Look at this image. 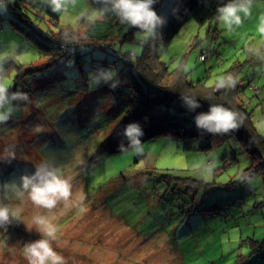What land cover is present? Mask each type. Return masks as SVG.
Instances as JSON below:
<instances>
[{
	"label": "rangeland",
	"instance_id": "1",
	"mask_svg": "<svg viewBox=\"0 0 264 264\" xmlns=\"http://www.w3.org/2000/svg\"><path fill=\"white\" fill-rule=\"evenodd\" d=\"M4 2L0 70L10 57L42 66L45 57L36 41L8 20L21 21L23 15L8 7L11 0ZM21 3L29 17L24 25L45 39L52 35L56 47L64 29L71 27L80 37L84 26L78 19L98 16L89 0H78L75 8L61 13H51L43 0ZM218 16L189 19L167 45L158 41V59L168 71L183 69L202 87L217 89L221 79L232 76L250 124L264 137V59L255 54L264 53V0H252L250 15L231 31ZM146 42L137 31L119 46L139 55ZM76 48H56L54 55H63L55 56V63L18 84L12 65L0 76L10 91L28 96L0 124V204L21 210L19 219L0 227V264H28L25 246L41 238L34 224L38 216L56 229L53 247L65 264H264V153L259 142L253 156L246 141L232 132L212 135L207 150L201 148L206 143L202 137L163 134L142 142L141 152L130 148L104 155L99 145L132 96L127 87L94 86L91 80L98 68L116 72L123 66L113 60L114 48L104 52L81 44L79 53ZM44 164L71 183V197L53 209L19 195L21 176Z\"/></svg>",
	"mask_w": 264,
	"mask_h": 264
},
{
	"label": "trees",
	"instance_id": "2",
	"mask_svg": "<svg viewBox=\"0 0 264 264\" xmlns=\"http://www.w3.org/2000/svg\"><path fill=\"white\" fill-rule=\"evenodd\" d=\"M26 1L30 2L31 0ZM89 1L97 9L98 16L94 19H78L79 23L84 26L80 37L77 32H73L71 27L64 29L65 37L57 41L56 47L51 45L54 39L52 35L46 34L47 38L45 39L24 25V20L29 19L28 15L22 11L25 5L21 3V0H11L8 7L18 16L22 14L23 17H20L21 21L9 18L10 25L12 24L17 31L23 30L26 37L36 41L39 48L38 53L45 57V62L42 63V66H38L37 64L19 62L8 56L10 58L0 70V76L6 68L12 65L17 72L16 76H20L18 77L20 80L16 82L18 84L22 81L21 78L33 76L42 72L43 67L55 63L57 60L55 56L63 55V53L54 55L55 49L66 47L68 44L77 46L76 53H79L78 46L81 44H91L92 47L104 52H108L109 47L114 48L113 60L119 59L123 62V66L116 70V79L119 81V86L129 89L132 104L124 110L114 129L101 141L99 146L104 155H112L130 149L127 147L128 142L123 135V130L131 121H137L143 127L144 136L141 137V143L163 134L175 135L184 139L199 136L206 139V143L201 145V148L207 150L211 147V143L207 140L212 135L222 137L224 134L216 135L198 130L192 114L208 111L210 104H222L237 112L240 117L239 127L230 132L246 141L245 149L253 156H256L258 149L264 153V137L259 135L254 126L250 124L248 113L244 110L238 97L239 89L236 90L234 87L215 89L214 87L199 86V83L189 80L187 73L181 68L168 71L166 64L158 59L156 52L157 42L161 41L167 45L186 21L195 19L198 22H203L211 19L219 14V7L231 0H180L177 7H174L177 4L173 3L175 0H157L154 5L156 11L162 16H164L163 10L170 15L165 16L167 23L160 34L155 38L147 39L139 55H136L133 50L123 49L119 45L131 41L135 32L140 30L127 23H121L105 0ZM1 27L3 26L0 24ZM183 95L197 97L200 107L189 111L181 102L180 97ZM256 142H259L258 146L260 145L258 149H256L257 146L255 147ZM120 145H125V148L122 149Z\"/></svg>",
	"mask_w": 264,
	"mask_h": 264
},
{
	"label": "clouds",
	"instance_id": "3",
	"mask_svg": "<svg viewBox=\"0 0 264 264\" xmlns=\"http://www.w3.org/2000/svg\"><path fill=\"white\" fill-rule=\"evenodd\" d=\"M43 2L52 12L61 13L75 8L78 0H43ZM105 2L121 23L139 29L144 39L157 37L167 23V18L159 14L154 7L157 0H105ZM251 3L252 0H231L225 3L218 8L219 21L231 31L250 15ZM4 7H6L4 0H0V9ZM255 54L264 59V53L255 50ZM91 80L94 86L104 83L115 89L119 85L114 69L98 68L91 76ZM235 83L236 80L232 76H227L218 82L217 87L230 88ZM180 99L189 111L200 107L199 100L193 95H183ZM17 102H28L27 94L10 91L5 83H0V124L7 123L12 117ZM239 120L237 112L222 104H210L208 111L197 113L194 117L198 130L216 135L237 129ZM123 135L128 142L127 147L136 152L143 150L141 137L144 136V130L139 122H129L123 130ZM120 147L123 149L125 145ZM19 187V195L27 194L35 206L45 209L55 208L59 202L67 201L72 195L70 179L63 177L59 170L47 164L37 167L31 174L22 175ZM20 211V209L12 211L7 205L0 204V227H6L14 219H19ZM34 224L41 238L26 244L24 252L28 264H65L64 257L53 247V241L57 238L56 229L47 224L43 216L35 217Z\"/></svg>",
	"mask_w": 264,
	"mask_h": 264
},
{
	"label": "crops",
	"instance_id": "4",
	"mask_svg": "<svg viewBox=\"0 0 264 264\" xmlns=\"http://www.w3.org/2000/svg\"><path fill=\"white\" fill-rule=\"evenodd\" d=\"M179 3H180V1H179ZM179 3H177L176 5H174V7H175V6L177 7V6L179 5ZM4 29H5L4 26L0 28V34L3 33ZM0 36H1V35H0Z\"/></svg>",
	"mask_w": 264,
	"mask_h": 264
},
{
	"label": "built area",
	"instance_id": "5",
	"mask_svg": "<svg viewBox=\"0 0 264 264\" xmlns=\"http://www.w3.org/2000/svg\"><path fill=\"white\" fill-rule=\"evenodd\" d=\"M200 57L203 58L204 57L203 54H201Z\"/></svg>",
	"mask_w": 264,
	"mask_h": 264
}]
</instances>
